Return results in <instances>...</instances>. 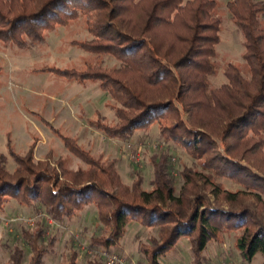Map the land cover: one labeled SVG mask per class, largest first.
Listing matches in <instances>:
<instances>
[{
	"label": "trees",
	"instance_id": "1",
	"mask_svg": "<svg viewBox=\"0 0 264 264\" xmlns=\"http://www.w3.org/2000/svg\"><path fill=\"white\" fill-rule=\"evenodd\" d=\"M217 9V0H0L4 47L44 46L46 33L84 18L92 38L74 44L120 65L39 71L98 84L115 103L116 122L99 115L89 123L106 137L127 141L156 126L162 140L184 149L202 169L185 166L178 191L166 152L153 162V188L145 190L142 178L125 184L118 162H102L69 137H62L66 147L88 169L68 170L61 160L56 166L35 162L36 144L26 155L9 148L16 167L9 171L0 154V212L16 201L63 223L93 205L103 231L91 238V248L115 251L137 223L158 230V238L140 244L138 264L183 263L182 247L192 264H214L208 247L231 235L243 263L261 255L264 264V0L229 2L244 38L245 68L227 64L226 83L218 88L211 84L220 70L223 19ZM224 179L240 189H224ZM38 225L22 232L30 264H43L47 251L44 226ZM24 255L16 246L10 264H23ZM78 257L70 252L65 264H77Z\"/></svg>",
	"mask_w": 264,
	"mask_h": 264
},
{
	"label": "rangeland",
	"instance_id": "2",
	"mask_svg": "<svg viewBox=\"0 0 264 264\" xmlns=\"http://www.w3.org/2000/svg\"><path fill=\"white\" fill-rule=\"evenodd\" d=\"M217 1V15L223 19L216 59L220 70L218 76L211 79V84L218 88L226 83L224 69L227 64L234 63L245 68L242 58L245 47L243 35L228 10L231 0ZM46 36V45L26 51L0 46V154L7 157L9 171L12 172L16 167L9 155V148L26 155L35 144V162L49 160L56 166L61 160L68 170L88 169L66 147L62 137L74 139L102 162H118L117 167L124 183L131 186L142 178L145 190L153 188V162L160 161L166 152L170 156L171 174L178 191L183 186L180 173L185 166L202 170L184 149L162 140L156 126L148 133L137 132L127 141L108 138L93 128L89 121L96 120L99 115L106 123L116 122L112 108L115 103L101 91L98 84L71 82L55 73L39 70L51 67L82 70L87 63H102L105 67L119 66L120 63L110 56L88 54L74 44L92 38L86 30L84 18L67 27H60L55 32L46 33ZM221 182L224 189H240L227 179ZM46 216L49 215L45 210L38 212L16 201L0 212V264H10V256L16 246L24 250L23 264H30L33 255L22 238V232L37 231L39 223L44 226L43 246L47 248L43 264H65L72 251L78 253L77 264H89V261L104 264L98 256L87 251L91 238L101 235L103 231L95 206L78 212L71 220L56 222V225H50ZM128 231L124 243L114 250L138 264V258H141L140 244H148L151 238H158V230L144 229L138 224L137 227L130 225ZM50 238H57L55 245H49ZM234 239V235L226 236L223 244H213V248L210 245L206 255H210V250L215 259L214 264L241 261L230 253L236 251ZM182 245L187 244L183 242ZM182 257L183 264L192 259L188 247H182ZM252 264H263L262 256L258 255Z\"/></svg>",
	"mask_w": 264,
	"mask_h": 264
},
{
	"label": "built area",
	"instance_id": "3",
	"mask_svg": "<svg viewBox=\"0 0 264 264\" xmlns=\"http://www.w3.org/2000/svg\"><path fill=\"white\" fill-rule=\"evenodd\" d=\"M50 225H56V222L50 217L46 216ZM88 253L98 256L104 264H137L135 261L130 260L128 257L120 254L117 251L106 250L103 248H87ZM218 264H243L242 261H223Z\"/></svg>",
	"mask_w": 264,
	"mask_h": 264
},
{
	"label": "crops",
	"instance_id": "4",
	"mask_svg": "<svg viewBox=\"0 0 264 264\" xmlns=\"http://www.w3.org/2000/svg\"><path fill=\"white\" fill-rule=\"evenodd\" d=\"M137 223H135V224H132L131 226L132 227H137ZM145 229V228H144ZM129 232V231H128ZM124 243V242H123ZM212 248H213V246H211ZM233 247H234V240H233ZM235 248V247H234ZM210 255L208 256V258H209V260H210V262L211 261H213V260H215L214 259V257L211 255V251L209 250V252H208ZM232 255H235L236 256V258L237 259H240V260H242V258H241V256H240V254H239V252L236 250V251H231L230 252ZM138 257H139V254H138ZM140 257H141V255H140ZM139 260H141V258H138ZM192 262V259L190 260V262L189 263H186V264H192L191 263ZM176 264H183V263H181V262H176ZM252 264V263H251Z\"/></svg>",
	"mask_w": 264,
	"mask_h": 264
}]
</instances>
